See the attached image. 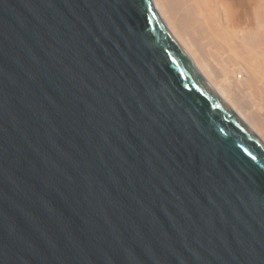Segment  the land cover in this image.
I'll return each mask as SVG.
<instances>
[{
  "label": "water",
  "instance_id": "water-1",
  "mask_svg": "<svg viewBox=\"0 0 264 264\" xmlns=\"http://www.w3.org/2000/svg\"><path fill=\"white\" fill-rule=\"evenodd\" d=\"M0 264H264V142L153 0H0Z\"/></svg>",
  "mask_w": 264,
  "mask_h": 264
},
{
  "label": "bare ground",
  "instance_id": "bare-ground-1",
  "mask_svg": "<svg viewBox=\"0 0 264 264\" xmlns=\"http://www.w3.org/2000/svg\"><path fill=\"white\" fill-rule=\"evenodd\" d=\"M168 30L264 142V0H153Z\"/></svg>",
  "mask_w": 264,
  "mask_h": 264
}]
</instances>
